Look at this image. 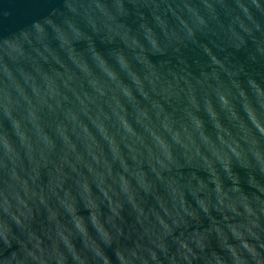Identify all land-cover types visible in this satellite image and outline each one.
<instances>
[{
	"label": "water",
	"instance_id": "obj_1",
	"mask_svg": "<svg viewBox=\"0 0 264 264\" xmlns=\"http://www.w3.org/2000/svg\"><path fill=\"white\" fill-rule=\"evenodd\" d=\"M0 264H264V0H0Z\"/></svg>",
	"mask_w": 264,
	"mask_h": 264
}]
</instances>
